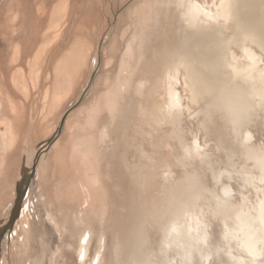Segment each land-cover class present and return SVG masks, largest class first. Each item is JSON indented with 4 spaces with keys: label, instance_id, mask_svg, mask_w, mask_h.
<instances>
[{
    "label": "rangeland",
    "instance_id": "1",
    "mask_svg": "<svg viewBox=\"0 0 264 264\" xmlns=\"http://www.w3.org/2000/svg\"><path fill=\"white\" fill-rule=\"evenodd\" d=\"M199 1L213 9L214 4L220 2ZM66 2V8L55 12L54 8L61 0H0V80L6 81L3 83L9 88L11 98L13 96V108L14 103H19L24 105L25 111L22 130L16 138L18 143L0 157L3 163L5 156L4 170L0 174V226L10 217L18 189L25 191L12 227L0 236V264H236L227 251L228 244L223 237L224 214L214 211L213 194L221 195L222 185L230 184L234 189L233 203L241 201V193L254 200L253 187H243L246 172L259 174L254 159L246 155V144L256 152L264 150V104L247 98L248 104L241 102L240 121L234 123L230 112L219 100L233 91L222 86L200 90H197L198 86H192L189 90L181 67L176 88L183 97L184 109L177 119L167 122L159 118V112L152 106H157V100L150 104L145 94L137 92L139 89L135 85L134 91L127 92L123 85H117V94L113 97L118 98L124 92L125 95L119 98L120 103L114 109H107L113 101L109 89L121 78L120 61L133 37V30L137 25L145 27L149 24L142 21L145 18L141 15L148 12L145 14L148 17L155 1ZM242 2L255 9L250 2ZM172 12L161 18L158 38L151 35L148 42L150 73L157 68L165 48L177 40L182 44L188 41V46L198 48L190 43L193 38L205 44L198 56L204 74L213 78L218 77L220 70L226 72L227 68L215 60L220 46L203 35L192 33V38L187 32L185 36L187 24L184 21L179 25L172 19ZM215 25L216 22L209 23L207 34L214 32ZM218 33L234 39L239 37V33L231 29ZM226 45L233 64L238 67L242 63L243 66L249 64L248 60H243L241 47L232 39ZM253 49L264 59L263 50L257 46ZM34 53H38V61ZM16 54H20L17 57L21 60ZM166 58L171 61L167 55ZM19 65L20 69H17ZM13 70L25 72L17 74ZM147 74L146 77L151 79ZM27 76L30 77L27 79ZM16 77L19 82L26 77L23 81L27 84L25 92L14 86ZM258 80L263 82L264 78L260 76ZM192 92L194 100L191 99ZM98 106L100 109L97 110ZM105 130L106 134H103ZM246 132L250 133L248 140ZM195 138L207 152L204 160L184 157L185 146L192 145ZM74 142H79L77 150L83 145L82 151L77 152ZM62 145L67 147V160L70 154L75 155L76 167L81 161L86 165L81 166L83 170L86 168V175L90 178L93 175L95 180H91L96 182L88 183L89 188H96L97 195L100 191L102 197L108 195L104 196L108 200V205L105 204L107 213L101 206L105 201L98 204L93 201L88 205L95 219L96 213L101 217L94 221V229L90 230L92 242L86 257L76 251L79 233L86 226H74L72 222L79 203L85 200V193L79 187L82 199L73 198L75 190L69 187L70 180L76 179L80 172L72 169L70 162L57 160ZM88 158L93 160H90L92 164ZM218 168L228 172L218 175ZM171 194L176 198L173 199ZM179 200L187 202L207 233L204 241L196 243L187 262L181 257L180 248L173 242L167 245L164 240L165 227L173 220ZM226 220L231 223L229 218ZM98 241L105 246L101 244L102 254L96 252ZM230 244L232 252L237 253L234 240Z\"/></svg>",
    "mask_w": 264,
    "mask_h": 264
},
{
    "label": "bare ground",
    "instance_id": "2",
    "mask_svg": "<svg viewBox=\"0 0 264 264\" xmlns=\"http://www.w3.org/2000/svg\"><path fill=\"white\" fill-rule=\"evenodd\" d=\"M153 1H155V2L151 8V11H150L148 17L145 16V14L146 15L148 14V12H146L145 14L141 15V16H144L143 17V19L145 18L144 20H142V18H139L143 22L147 21L149 24H147V22H146L147 25L145 27L143 25H139V26L137 25L138 27L136 26L135 30H133L134 31L133 35H132L133 37H132L131 41L127 44L126 51H124L123 58L120 61L119 73H120V75L122 74L121 78H119V80H117V83L113 84V86L110 87V89H109L111 91V94H112V95L110 94L111 98L113 97V95L115 93L117 94V91H116L117 85H123L125 87V92H127L129 90H133V87L135 85L136 87L138 86V89H139L137 92L141 95L145 94L148 102L149 101L151 102L150 104L154 103L153 100H157L156 101L157 106L156 105H152V106H155L157 111L159 112V114H158L159 118H161V119H163V121H167V122L170 120H173V119H177L181 115L182 109H184V104L182 101L183 97H182L181 93L179 92V90H177V88H176V84L179 82L178 73L180 71V68L183 67V69L185 71V75L183 77L184 83H185V85H187L189 87V90H192V86H198L197 90H200V88H202V87L205 89L206 88L209 89V88H216V87L222 86V88H225L227 90L230 89L233 91L232 93H229L230 95H224L219 100H221L224 107L230 112V118L234 123L240 121V119L242 117L241 111L243 109V104H248L247 98L255 100L259 104L260 103L264 104V81L261 82L260 80H258V78L260 76L264 78V59L262 58V56L259 53H257L253 49V46H257L258 48H260L261 50L264 51V0H243L245 2H250L251 3L250 5L255 7L254 10L252 8L250 9V7H248V4L243 3L242 0H220L219 4L213 3L215 5L214 9L210 8L209 6H206V4H205L206 2H201L199 0H153ZM62 3H63V5H62ZM57 5H58V7L54 8L55 12H57L59 8H60V10L62 8H66L67 2H66V0H61V3H59ZM60 10L58 12H60ZM64 10H66V9H64ZM171 11H173L172 13L174 14V15H172V19L176 20V22L179 25L182 24L184 21H185L184 22L185 25L187 24V26L185 28V30H186L185 36L187 35V32H189V35H188L189 37L193 36L192 33L194 35L195 34H197V35L199 34L200 36L203 35V37H205V38H208L210 40H214L217 47L220 46L219 49L217 48L218 51L216 53L215 60H216V62L219 63L220 66L227 68L226 72L224 70H220V72L217 70L218 72L217 71L216 72L219 73V75H218V77L216 76L213 78H209L210 76L207 77L204 74L203 67L201 66L202 64L199 63L198 56L200 54V52H199L200 48L203 47L205 44L202 41L195 40L192 37L193 42H190V43H192L193 45H197L198 48H196L194 46H188V43H189L188 41L185 44L184 43L182 44V42L179 43L180 41L177 40L176 42H174V44L171 47L165 48L166 51L162 55H160V57H159L157 68H155L153 73H150L151 68H149L150 64L148 63L149 58L147 56L148 55V50H147L148 42L152 38V36H155L158 38V36L161 33V30H159V27H160L159 24L161 22V18L166 16L167 13H170ZM139 12H141V11H139ZM142 13H143V11H142ZM246 15H247V17H246ZM60 16L62 17V15H60ZM57 17H58V15H57ZM57 17H56V20H58ZM137 17H140V16H137ZM162 19H164V18H162ZM167 19H168V16H167ZM169 20H170V18L168 19V21ZM210 22L211 23L216 22V25H215L216 27H214V32H212V34L211 33L207 34V31H210V26H211V25L209 26ZM137 24H138V22H137ZM140 24H142L141 21H140ZM162 26H164V25H162ZM230 29L232 31L236 30L239 33V37L234 39V38L229 37V36L226 37L225 35H223V36L218 35L219 34L218 32L223 34ZM163 31H165V30H163ZM178 32L181 33V31H178ZM183 33H184V29H183ZM241 34H242V36H241ZM203 37H201V38H203ZM161 38H163V34H162ZM168 39L169 38H167V40ZM231 39L234 43H236V45H239L241 47V50L243 53V60L244 61L248 60V63H249V64H245L246 66H243L244 63H242V65L240 67H238L239 66L238 64L235 65L232 63L234 60L230 59L228 46L226 45V42L231 40ZM187 40H188V38H187ZM43 49H44V47H43ZM152 49H154V48L152 47ZM17 50H18V47H17ZM40 50H42V49H40ZM16 51H15V53H16ZM42 51L44 53V50H42ZM42 51H41V53H42ZM166 52L168 54H166ZM36 54H38V53H36ZM36 54H35V56H36ZM153 54H154V52H153ZM157 54H158V52H157ZM17 55H20V54L15 55L16 58L19 59L20 56L17 57ZM166 55L171 58V61L166 58ZM11 57H14V55ZM150 57H151V54H150ZM151 58H150V60H151ZM153 58H155V57H153ZM36 59L38 61L37 56H36ZM19 60H21V59H19ZM10 62H12V61H10ZM26 62L27 61H25V63ZM14 63H16V62H14ZM28 63H30V61ZM10 64H13V63H10ZM31 64H30V66H31ZM34 64H35V62H34ZM19 67H20V65L17 67V69H20ZM1 68H3V67H1ZM148 68H149V70H148ZM10 69H12V68H10ZM22 70H21V72H19V70H18V73L23 74V72H25V71L22 72ZM10 71H12V70H10ZM13 71H15V70H13ZM8 72H9V70H8ZM146 73H148L150 75L149 77H151V79L146 77V75H145ZM33 74H34V71H33ZM35 74H36V72H35ZM37 74H36V76H37L36 79H38ZM29 77L27 76V79ZM13 78H14V76H13ZM17 79H16V81L11 79V81L12 80L14 81L15 87L17 86L18 88H23V90L19 89L20 91L25 92V88H26L27 84H25L23 81H26V77H25V80H22L23 79V77H22L21 82H19L20 80L18 79V82H19L18 84H16ZM2 80H0V157H2L1 155H3V154L6 155V152L8 150L12 149L13 147H15L16 143H18V141L16 142V138L19 136V133L22 130V123L24 121L22 119V117L24 118V115H25L24 105L21 106L19 103H14V104H16V106H14L15 108H13V106H12L13 96L11 98V94L8 92L9 88H7V85L5 84L6 85L5 86L3 83L5 80L3 82H2ZM30 80L32 81V77ZM140 81H144V82L141 83ZM29 83H31V82L29 81ZM32 84H35V83L32 82ZM28 88H30V87H28ZM23 92H21L20 95H22ZM125 92L123 93L124 95H125ZM26 93H28V92H26ZM26 93H25V95H26ZM123 94L121 96H123ZM130 94H131V92H130ZM121 96H119L118 98L113 97L112 98L113 101L110 103V105L107 107V109H109V110L114 109V107L116 105H118V103H120L119 98ZM25 98H27V97H25ZM45 98H46V95H45ZM163 98L164 99L166 98V100H164ZM17 99H19V98H17ZM191 99L192 100L195 99V95L193 92L191 95ZM160 100L162 102H160ZM18 101H20V100H18ZM11 102H12V104H11ZM241 102L243 103L242 105H241ZM21 104H22V102H21ZM17 106H18V111H17ZM185 107L189 110L188 105H185ZM9 108L11 109L10 112H9ZM98 109H100V106H98L97 110ZM97 110H96V112H97ZM151 110H153V109H151ZM12 111H13V113H12ZM43 111H45V109ZM151 113H153V112L151 111ZM154 117H156V116H154ZM18 118H19V120H18ZM43 119H45V117ZM21 120H22V123H21ZM30 122H31V120H30ZM156 122H159V121H156ZM30 130H32V129H30ZM29 132H31V131H29ZM44 132H45V130H44ZM28 134H30V133H28ZM103 134H106V130H105V133L103 132ZM249 134L250 133L247 134V132H246L247 140L250 139ZM27 140H28V138H27ZM78 143H75L74 148L76 150L78 149ZM81 145H79V150H77V152L80 151L81 149H83L82 148L83 145L82 146ZM62 147L60 149V154L58 155L57 160L60 161V160L64 159L68 163L70 162V164L73 167L72 169L75 168V170L80 172V175L77 176L76 179L70 180L71 185L69 187L73 188L75 190L74 191L75 197H73V198L75 199V198L80 197L79 187L82 189V192L85 193V195H86V196L84 195L85 200L84 201L81 200V202L79 203L80 207H79L78 211H76L73 214V216H72L73 219L71 217V219L73 220L72 222H74V226H76V225L81 226V227L86 226V228H82V230L80 231L79 237H78V242H76L77 243V246H76L77 254L82 255L83 257H86L88 254V251H89L90 244L92 242V239H91V241L89 240V237L91 234L90 230L94 229V227H93L94 221L97 218L101 217V216H99V213H96L97 218L95 219V215L93 212H91L89 210L88 205H90L93 201L96 204H98L100 202L102 203V201H105L101 204V206H102L103 210H106V213H107L108 207L106 209L105 204H107L108 200H106L107 197H104L105 195H107V193L104 194V196L102 197L100 195V191H98L99 195H97V192H96L97 189L96 188H95V190L93 188H89L91 185H89L88 183L91 184V182L92 183L96 182V181L91 180V178L94 179L93 175H91V178L88 175H86L87 171L86 172L84 171L86 168H84V170H83V168L81 166H83L82 164H84V163L83 162L81 163V161H80V166L76 167L75 163L77 161L73 158L75 155L70 154L71 159L68 158V160H67V158H66L67 157L66 156L67 155V151H66L67 147H66V145H64V146L62 145ZM87 149H89V147L86 148V151H87ZM86 151L84 152V150H83L84 153H87ZM88 153H90V152H88ZM56 154H58V153L56 152ZM246 155L249 158L254 159L255 167L259 171L258 175L246 172L245 176H244L245 184H243V187L246 188L247 185H250L253 187V189L255 191L254 200L251 201V199L249 198V196L247 194L241 193L240 194L241 201H239L237 203H233L232 198H234V193H233L234 189L231 187L230 184H223L221 195L212 193L214 201H215L214 211H218V212H221L224 214V216H223V226H224L223 237L226 240V243L228 244L227 245L228 246L227 251H228L230 257L232 259H234L236 264H264V150H261L260 152H256L252 149V147L250 145L246 144ZM84 156L86 157V154H84ZM206 156H207V152H206L204 146L198 143L197 138L194 139V142L192 145L185 146L184 157H186V158L198 157V158L204 160L206 158ZM3 158H4L3 161L5 162V156H3ZM90 160L93 162L92 159H89L90 163H91ZM59 161L57 163H59ZM82 161H83V159H82ZM229 161H230V164L232 165L233 164L232 160L230 159ZM3 163L0 161V174L4 170ZM91 164H89V165H91ZM78 165H79V163H78ZM222 172H228V171H227V169L221 170L220 168H218V175L221 174ZM91 173H92V171H91ZM87 174H88V172H87ZM214 176H216V174ZM187 177H189V176H187ZM147 181L149 182V180H147ZM259 183H261V185ZM60 185H59V187L62 186V185L61 186ZM99 187H101V186H99ZM62 188H61V190H62ZM103 189H102V191L105 190V189L104 190ZM61 190H60V192L62 193ZM105 192H106V190H105ZM157 193H160V192H157ZM59 196H60V193H59ZM61 196H62V194H61ZM171 196H172V194H171ZM80 198L82 199V196ZM172 198L175 199L176 197L172 196ZM226 218H229L231 220V223H228ZM201 224H202V221L198 217H196L195 214L190 210L189 206L187 205V202L183 201V200H179V205L175 207V216H174L173 220L170 221L169 224L165 227L164 240H165L167 245H169L170 242H173L175 244V246H177L178 248L181 249L180 255H181L184 262L189 261V259L191 257V252L195 248L196 243L199 242L200 240L204 241L205 237L207 236V233L204 230V225H201ZM74 230H75V228H74ZM100 238L102 239V242H103L102 236ZM101 239H100V241H101ZM231 240H234V242H235L234 247L237 250V253H235V254H234V252H232L233 246H231V244H230ZM88 242H89V244L86 245ZM98 243H99V241H98ZM104 243H105V241H104ZM101 244H103V243H101ZM101 244L99 243L98 246L96 247V252H98V253L102 252ZM117 246H119V245H117ZM103 247H105L104 244H103ZM123 250H125V249H123ZM128 256H130V255H128Z\"/></svg>",
    "mask_w": 264,
    "mask_h": 264
},
{
    "label": "flooded vegetation",
    "instance_id": "3",
    "mask_svg": "<svg viewBox=\"0 0 264 264\" xmlns=\"http://www.w3.org/2000/svg\"><path fill=\"white\" fill-rule=\"evenodd\" d=\"M34 169V168H33ZM33 171V170H32ZM25 182H27V179H26V181ZM25 195V191H24V189L23 190H20V189H18V191H17V196H16V201H15V204L14 205H16V202L18 201V206H20V202L22 201V198H23V196ZM14 208V207H13ZM13 208H12V210H13ZM12 212V211H11ZM18 212H19V208H18V211H17V215H18ZM10 216H11V213H10ZM17 217V216H16ZM16 217H15V219H16ZM9 219H10V217H9ZM9 219H8V221H7V223H5V224H3V225H1L0 226V229H4L3 230V233H4V231H6L7 229H9V228H4L5 226H7L8 225V222H9ZM2 233V234H3Z\"/></svg>",
    "mask_w": 264,
    "mask_h": 264
},
{
    "label": "water",
    "instance_id": "4",
    "mask_svg": "<svg viewBox=\"0 0 264 264\" xmlns=\"http://www.w3.org/2000/svg\"><path fill=\"white\" fill-rule=\"evenodd\" d=\"M18 208H19V206H18V201L16 202V205H14V208H13V210H12V212H11V216H10V219H9V222H8V225L7 226H5L4 228H11L12 227V225H13V223H14V221H15V217L17 216V211H18ZM3 230L4 229H0V236L2 235V233H3Z\"/></svg>",
    "mask_w": 264,
    "mask_h": 264
}]
</instances>
